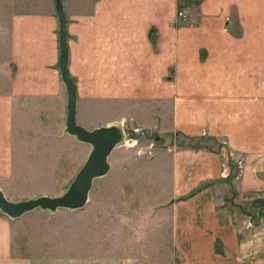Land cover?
<instances>
[{
  "label": "crops",
  "instance_id": "0c3cea01",
  "mask_svg": "<svg viewBox=\"0 0 264 264\" xmlns=\"http://www.w3.org/2000/svg\"><path fill=\"white\" fill-rule=\"evenodd\" d=\"M80 3L90 9L68 16L61 0L66 22V70L75 87V124L87 131L111 126L121 130L131 119L162 139H166L164 135L193 136L219 144L215 150L199 144L198 148L163 142L153 146V160L168 165L166 196L158 192L152 199L136 190L105 191L101 196L106 199L85 223L46 220L58 210L35 209L18 219L0 213V264H136V241L166 240L151 238V215L159 209L174 213L172 241H201L205 232L200 223L208 221L200 218L198 210L196 216H181V206L189 208L197 202L203 190L192 196L187 193L200 183L217 184L229 178V156L235 151L240 156L236 161L239 170L231 180L235 189L240 195L246 192L264 198V0H239L238 38L228 29H217V18L222 16L216 14H202L197 27L175 24L176 0ZM51 4L52 14H14L9 18V29L0 28V182L13 180L21 166L33 164L35 160L28 153L38 148L34 145L52 149L63 140L88 146L64 132L66 91L58 72V22L53 0ZM236 61L237 77L232 74ZM233 108L238 113L230 117ZM226 118L240 119L239 126L227 134V121L231 120ZM185 195L188 199L179 201ZM219 195H210V202ZM108 197L114 198L111 204ZM33 213L32 221L42 220L37 227L52 231L54 248L65 256L53 257L51 242L40 238L34 239L40 241L34 248L37 256L12 253L13 229L21 220L30 221L26 218ZM209 213L219 218L217 231L212 235L207 231L202 241H209L214 234L212 241L239 239L227 208L213 206ZM220 233L226 234L225 238L218 239ZM72 237L80 241L75 244ZM85 239H94L101 248L85 255ZM39 251L47 255L38 257ZM145 256L150 260L151 254L141 255ZM171 256L183 259L179 254Z\"/></svg>",
  "mask_w": 264,
  "mask_h": 264
},
{
  "label": "rangeland",
  "instance_id": "374dc122",
  "mask_svg": "<svg viewBox=\"0 0 264 264\" xmlns=\"http://www.w3.org/2000/svg\"><path fill=\"white\" fill-rule=\"evenodd\" d=\"M62 1L68 16L78 14L81 9H90L86 4L82 6L81 0ZM83 1L85 3L87 0ZM238 2L239 0H176V8L173 11L175 24L197 27L200 24L202 14H216L222 16L221 20L217 18L219 21L217 26L220 24L221 29L216 28L222 31L228 29L234 38H238L240 34L236 13V9L238 12ZM236 3L237 6H235ZM51 5V0H0V28L3 30L9 29V18L14 14L39 16L52 14ZM229 46L227 44L228 48ZM233 64L232 74L237 77L240 75L239 63L236 61ZM220 87L218 86V88ZM231 87L232 89L236 88L233 85ZM227 91H230V88ZM237 102L233 101L238 105ZM237 113L236 109L233 108L230 117ZM217 114L219 115L218 111ZM226 120H231V122L227 121L226 134L229 133V129L239 126V118H226ZM217 121H219V118H217ZM125 124L124 128L120 127L121 130L119 129L121 141L107 158L109 171L105 176L96 178L92 182L91 191L85 204L87 207L80 210H58L56 216H51L52 218L46 219L47 221L55 224L67 222L77 225L79 221L85 223L92 220L98 210L96 206L101 203L100 201L106 199L101 196V193L105 191L115 194L114 192L117 190H136L140 192L139 195L143 197L151 196L152 199L158 195V192L162 193V196H166L167 189H169V182L166 180L168 165L165 162L157 163L153 160L156 151L153 146L159 147L163 142L166 144L174 143L177 146H195V148L204 145L211 150H215L219 144L218 141H214V143L203 138H193V136L184 139L182 137L176 138L174 135H164L166 139H162L157 136L158 134L151 132L137 121L132 122L129 119ZM261 132H263L261 136L264 142V121ZM197 139L203 140L197 141ZM130 142L134 143L130 145ZM34 146H38V148L31 149L28 153L35 160L33 164L21 166V172L13 180L0 182V191L9 202L33 199V197L36 198V196L42 195L56 197L63 194L90 152L89 146L77 143L69 144L63 140L57 141L52 149H49L47 145L45 147L41 144ZM229 157L232 162L230 176L221 179V182H219L222 183L221 188L217 187V185H220L219 183H200L190 190L187 195H195L201 190L204 191V194L202 193L197 202H192L189 208L181 206L183 207V210L179 213L181 216H196L198 210L200 218L208 221L207 223H200L199 228L202 232H205V235L200 236L201 241H172V225L170 223L173 220L174 213L170 210L163 211V209H159L151 215L153 222L151 238L166 240L136 241V264H264V198H256L253 195L246 194V192H242V195H240L237 192L235 184L233 185L231 180L239 170L236 161L239 160L240 156L238 151H235V154ZM217 192H220V195L211 203L210 195H215ZM107 199L108 204H111V200L114 198L108 197ZM186 199L188 198L185 195L183 198H179V201H185ZM175 203H178V199ZM213 206L221 209L227 208L230 211V216L233 215L234 221L231 220V223L236 225L234 227L237 233L235 238L242 241H239V239L237 241H212L215 234L209 241H202V238L207 236V231H210L211 235L217 231L215 225H217L216 222L218 223L219 218L215 214L209 213ZM35 213L26 218L30 221H19L18 223L21 224L12 231V253L16 256L22 255L25 258L37 256V250L35 251L34 248L38 247L40 241H34L35 238H40L41 241L45 242L50 241L54 248V241L51 237L52 231L48 230L47 232V230L37 227L42 220L36 218L32 221L34 215H36ZM225 236L226 234L220 233V236L217 237L221 240ZM71 241H75V244H77V241L80 240L72 237ZM56 244L57 241H55ZM82 244L87 249L83 250L85 255L92 253L91 251H94L97 247L98 249L101 248V246L96 245L94 239L92 241L85 239ZM60 252H62L61 249H58V251L55 248L50 250V254L56 258L65 256V252ZM139 254H151L150 260L146 256L142 258ZM174 254L182 255L183 259L177 256L179 260H173L170 257H173L171 255ZM45 255H47V252L42 253L39 251L38 257Z\"/></svg>",
  "mask_w": 264,
  "mask_h": 264
},
{
  "label": "water",
  "instance_id": "95a60500",
  "mask_svg": "<svg viewBox=\"0 0 264 264\" xmlns=\"http://www.w3.org/2000/svg\"><path fill=\"white\" fill-rule=\"evenodd\" d=\"M53 3L58 22V72L66 91L64 132L74 137L76 141L90 146V152L67 190L59 196H39L33 199L9 202L0 191V213L9 219H18L35 209L50 213L57 210L81 209L86 204L93 180L106 174L108 171L107 157L121 141L120 130L115 126L99 127L87 131L75 124V87L66 70L65 16L61 0H53Z\"/></svg>",
  "mask_w": 264,
  "mask_h": 264
},
{
  "label": "built area",
  "instance_id": "2783aa9c",
  "mask_svg": "<svg viewBox=\"0 0 264 264\" xmlns=\"http://www.w3.org/2000/svg\"><path fill=\"white\" fill-rule=\"evenodd\" d=\"M178 15H179V13H178ZM134 142H130V145H132Z\"/></svg>",
  "mask_w": 264,
  "mask_h": 264
}]
</instances>
